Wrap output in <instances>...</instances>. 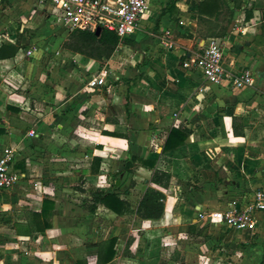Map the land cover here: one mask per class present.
Here are the masks:
<instances>
[{"label": "crops", "instance_id": "crops-1", "mask_svg": "<svg viewBox=\"0 0 264 264\" xmlns=\"http://www.w3.org/2000/svg\"><path fill=\"white\" fill-rule=\"evenodd\" d=\"M15 1L0 0V47L17 48L12 57L0 59V149L6 146L23 148L22 154L26 157L17 164L22 165L24 171L21 183L0 193V206L11 204V209H24L25 217L9 226L0 225V264L95 263V256L91 261L75 258L78 251L71 248L69 238L74 234L70 231L49 227L43 233L33 232L32 215L39 213L43 199L53 202L49 218L51 224L59 220L56 218V205L64 204L63 190H48L42 194L32 192L38 182H43L41 178L47 166H43L39 154H35L45 152L38 148L51 138L55 142L58 165L56 170L48 171L49 177H53L55 171L57 180L62 183L86 182L95 190L106 192L111 187L107 186L108 179L122 169V161L130 156L152 161L156 170L168 175L164 189L149 184L151 171L143 167H136L129 175L120 174V179L114 181L115 193L120 198L126 196L124 192L130 182L134 183L136 191L137 187H140L138 191L149 187L163 194L159 219L141 220L133 215L138 223L152 226L153 230L145 233L153 237L152 241H161V231L175 230L180 224L199 225V230L202 229L199 223L194 222L202 206L195 204L192 198L198 197L203 206L205 203L209 206V203L221 199L218 195L231 191L235 194V207L240 208L242 201L249 198L250 190H264V0H217V11L209 14L203 10L198 14L199 6L207 0H166L163 9L170 6L171 10H176L178 22L156 32L159 47L167 53L156 66L157 70L145 71L138 65V60H132V46L126 41H131L139 29L125 41L127 50L124 61L117 68L116 73L119 74L112 73L117 80L109 88L96 90L104 93V97L98 94L97 98L80 101L76 94L66 97L61 89L60 94L55 92L53 98L51 95L44 97L47 105L43 108L36 106L38 103L34 97L25 98L14 88L16 75L9 65L30 61L17 51L24 48L26 38L22 35L26 26L20 25L22 31L19 33L20 26L17 29L12 21L11 12L17 6ZM153 1H147L149 10ZM27 3L28 0L21 2L24 11L29 8ZM150 13L151 17L143 21L141 27L154 19L151 10ZM167 17L168 10L160 12L161 21ZM199 24L209 26L207 32L201 30L200 39L195 38ZM19 37L22 39L20 47L16 46ZM206 38L221 41L224 68L236 73L242 70L251 73L249 87L232 90L208 85L202 82L198 70L180 67L179 61L184 62L187 56L200 53V45ZM161 41L170 44V48L162 47ZM196 43L198 50L195 52ZM92 62L95 66L98 64ZM135 72L136 78H131ZM124 77L133 81H121ZM105 108L123 110V113L109 116ZM81 119L86 125H81ZM95 123L97 128L93 125ZM177 129L188 131L183 144L162 152L169 131ZM29 131L35 137H26ZM96 153L104 155V158ZM65 155L71 157L65 159ZM97 164L99 167L95 172ZM103 168L107 172H101ZM99 174H105L106 182L103 184L98 181ZM208 175H219L221 183L211 184ZM128 176H131L129 180ZM179 184L188 186L187 195L191 201L186 202L178 213L176 191L180 189ZM73 185L65 188L74 192ZM20 196L23 202L17 199ZM76 208L86 215L94 214L88 213L85 207ZM254 219L256 223L252 233L232 230L235 233L232 264L257 261L256 248L264 246V213L255 214ZM202 233L209 235L205 230ZM253 249L252 257L246 255L247 250ZM63 251L68 254L66 259L61 254Z\"/></svg>", "mask_w": 264, "mask_h": 264}, {"label": "rangeland", "instance_id": "rangeland-1", "mask_svg": "<svg viewBox=\"0 0 264 264\" xmlns=\"http://www.w3.org/2000/svg\"><path fill=\"white\" fill-rule=\"evenodd\" d=\"M15 2L17 3V6H15L11 12L12 21L16 25L17 29L20 25L26 26V29H23L22 35L26 38L24 40V46L29 44L30 39L36 38V42L34 44L37 47L47 49L46 54L39 53L35 55L33 58H30V61L27 64L22 63L19 65L17 63L14 65L13 62L9 65V68H11L16 75L15 78L17 83L14 86L16 92L21 95L24 94L25 98L29 96L34 97L33 100L38 103L36 106H39L40 108L47 105L44 103V100H46L44 99L45 96L51 95L53 98L54 93L56 92L60 94L61 89L66 97L76 94V96H79L80 101L82 99L97 98L99 93L96 92V90H85L83 88V83L85 78H87L90 74L97 72V68L106 64L107 59L96 61L94 59H88L79 54L67 51L64 48V44L67 42L68 38L66 37L65 39H62V32H59L57 37H53L52 31L46 24L39 23L40 20L35 18L26 20L25 13L28 9L24 11V5L21 4L23 0H16ZM165 2L166 0H154L151 2L150 10L155 16L154 19L148 24L142 26L138 34H135L134 38L127 42L129 46H132V60L134 62L138 60V65L142 66L145 71L147 69L157 70L156 66H159V61L164 59L167 54L159 47V40L156 38L159 35L156 34V32L162 30V28H170L173 23L178 22V17L176 18L178 13L176 10H171L170 6H166L163 9L166 4ZM27 6L29 7V3H27ZM163 10L169 11V17L161 21L159 19V14ZM198 26L195 38L200 39L201 30L207 32L209 26L206 24H199ZM17 41L18 43L16 46L20 47L22 39L19 37ZM197 48L198 45L196 43L194 45L195 52L198 50ZM124 52L125 51L119 53V57L113 56V59L109 61L108 70L110 72L115 73L116 75L119 74L116 73V71L120 63L124 61ZM120 54H123V56ZM92 61L98 63V65H93ZM181 64L182 60L179 61L180 67ZM136 74V72L133 73L131 78L135 79ZM121 81L128 83L133 80H128L124 77ZM101 108L102 107H100V109ZM80 110L82 111V109ZM100 111L101 110L98 112ZM104 111L109 113V116H117L118 113H123V110H119V112L116 109L110 110L109 108H105ZM82 113L83 112H81V114ZM83 119L80 120V123L81 125H86L83 123ZM93 125L96 128L98 127L97 123ZM96 133H98V131H96ZM52 140L54 139H48L44 146H39L38 148V150H45L46 153L39 152L35 154H39V160L43 166H47L44 168L45 170L42 174L41 179L43 182H38L37 187H34L32 192L34 190V192L42 194V192H47L48 190H63L62 192L64 194V198L62 201L64 204L62 205L59 203L56 205V218H59V220L55 224L50 223V228L53 227L56 229L58 227V229H65L74 234V236L69 238V240L72 241L69 243L73 246L71 248L78 251L75 258H85L91 261L93 256H95L98 245L102 241L114 237L116 239L114 245V255L108 264H232L231 261L235 259V233L232 232V230L221 228L217 231L213 228H205L206 226L203 222L199 223L203 230H199V225L196 226L188 224L185 226L184 224H180L175 230L161 231L159 236L161 241L156 239L152 241L153 237L148 235L146 236L145 234L146 231L153 230L152 226L150 227V225H142L138 223L137 219L133 215L125 218H120L119 216L116 217L104 210L102 207L96 208L93 215H86L82 212V210L78 211L76 207L87 208L90 206L91 203L89 200L95 189L89 186L86 182L79 183L76 181H65V183H62L60 180H57V173L55 171L52 173L53 177H49L50 173L48 171L52 169L56 170L58 165L57 161H55V142ZM101 148L102 146L99 147V149ZM96 154L97 156L104 158V155H98V153ZM69 157L71 156L65 155V159H69ZM110 165L115 166L114 163H110ZM98 167L99 166L97 164L95 172L98 171ZM35 168L37 169V167ZM114 168H117V166ZM100 171L103 172L106 170L103 168ZM113 174L115 175H111L110 179H108V187L111 186L113 180L116 181L120 179V177L116 175L117 171ZM98 177V181L102 182V184L106 182L105 174H99ZM207 177L208 180L211 179V181H209L211 184H215V182L219 183L221 181L219 175H214L213 177L208 175ZM126 178L129 180L131 176ZM70 184H74V192L65 188ZM129 184L124 199L130 202L131 208H134L144 190L138 191L140 187H137L136 191L134 183L132 182V185ZM62 185L64 188H62ZM179 187L180 189L176 191L178 193L176 212L178 213L182 211V207L186 202L191 201L187 195L189 192L187 188L188 186L179 184ZM191 187L198 190L200 189V187H197L196 185H191ZM233 194L234 193L231 191H228L226 195H218L221 199L214 201L212 203L214 206H211V203H209V206L206 203L203 206V203H201L200 198L198 197L197 199L192 198V200L195 204L202 206V208H200L201 211L224 209L229 205L235 204V194ZM17 199L23 202L22 196L17 197ZM34 200L35 199H33L32 202H34ZM21 206L19 208H21ZM10 207L11 204L5 207L0 206V225L9 226L10 224H14L15 220H20L25 217L24 209L14 210ZM204 230L209 235H202ZM156 242H160V244L158 243V246H154ZM60 247L64 246L61 245ZM151 247L155 249H152ZM253 251L254 249L247 250L246 255H253ZM256 251L257 261L249 264H264V246L260 245L256 248ZM61 254H63L64 259L68 256L66 251H63ZM87 264L93 263L91 261Z\"/></svg>", "mask_w": 264, "mask_h": 264}, {"label": "built area", "instance_id": "built-area-1", "mask_svg": "<svg viewBox=\"0 0 264 264\" xmlns=\"http://www.w3.org/2000/svg\"><path fill=\"white\" fill-rule=\"evenodd\" d=\"M30 6L25 13L26 20L35 18L39 23L46 24L57 37L62 32L65 39L74 31L93 32L96 28L111 32L118 39V43L109 61L119 57V53L127 50L125 41L137 32L143 21L151 17L148 0H28ZM181 24V22H179ZM22 27L20 26L19 33ZM167 36V33L164 34ZM40 39V38H39ZM42 39V38H41ZM36 38L30 39L27 46L18 50L25 58H33L37 54H46L47 49L37 47ZM161 46L170 48V44L161 41ZM199 54L187 56L181 67L198 70L202 82L208 85L221 86L225 89L243 90L251 84V73L242 70L238 73L224 68L222 43L217 38H206L200 46ZM121 55V54H120ZM98 65V64H97ZM96 65V66H97ZM108 64L97 68V72L85 78V90L109 88L117 79L109 70ZM104 97V93H99ZM35 137L32 131L25 135ZM23 149L6 146L0 149V193L10 190L21 183L24 171L17 168V164L26 156ZM248 199L242 201V206L236 208L229 205L224 209L202 210L196 213L194 222L205 223L206 227L228 229L237 232L252 233L255 230V214L264 213V190L255 188L250 190Z\"/></svg>", "mask_w": 264, "mask_h": 264}, {"label": "trees", "instance_id": "trees-1", "mask_svg": "<svg viewBox=\"0 0 264 264\" xmlns=\"http://www.w3.org/2000/svg\"><path fill=\"white\" fill-rule=\"evenodd\" d=\"M217 8V0H207L199 6L198 14H201L202 10L203 13H211L213 10L216 12ZM67 38V42L64 44V48L67 51L96 61L108 59L118 43L116 36L104 29H100L97 35H95L94 31H74L70 33ZM127 42L128 41H126V43ZM16 49L17 48L14 46L0 47V59L12 57L16 52ZM0 134H2L1 131ZM187 135L188 131L184 129L170 130L164 141L162 152L181 146ZM16 167L21 171L23 170L22 165H17ZM136 167H143L151 171L149 184H153L163 189L166 188L169 179L166 173L156 170L154 162L139 160L133 156L122 161V169L116 175H129ZM114 181L115 180H113L108 191L102 192L95 190L91 194L89 200L91 204L86 208L88 213L93 214L97 206H101L103 209L119 217L135 215L141 220L159 219L162 213L163 199L160 192L146 187L134 208H131L130 203L126 199L120 198L118 194L115 193ZM129 185H132V182H130ZM126 193L127 192H124V195H126ZM52 208V201L48 199H43L41 201L39 213L32 215L31 224L33 232L43 233L50 227L49 218ZM115 242L116 239L111 237L102 241L98 245L95 253V264H108L111 261L114 255Z\"/></svg>", "mask_w": 264, "mask_h": 264}, {"label": "water", "instance_id": "water-1", "mask_svg": "<svg viewBox=\"0 0 264 264\" xmlns=\"http://www.w3.org/2000/svg\"><path fill=\"white\" fill-rule=\"evenodd\" d=\"M99 30H100L99 28H96L95 29V31H94L95 35H97V33L99 32Z\"/></svg>", "mask_w": 264, "mask_h": 264}]
</instances>
